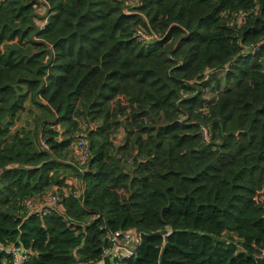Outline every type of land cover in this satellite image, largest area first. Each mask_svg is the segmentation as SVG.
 I'll return each mask as SVG.
<instances>
[{
    "label": "trees",
    "instance_id": "16d2710c",
    "mask_svg": "<svg viewBox=\"0 0 264 264\" xmlns=\"http://www.w3.org/2000/svg\"><path fill=\"white\" fill-rule=\"evenodd\" d=\"M126 1L0 0V243L22 264H264V0ZM54 192L62 210L27 212ZM117 229L133 255H103Z\"/></svg>",
    "mask_w": 264,
    "mask_h": 264
},
{
    "label": "built area",
    "instance_id": "2783aa9c",
    "mask_svg": "<svg viewBox=\"0 0 264 264\" xmlns=\"http://www.w3.org/2000/svg\"><path fill=\"white\" fill-rule=\"evenodd\" d=\"M136 1V0H129ZM243 13L240 12L237 18H242ZM47 16L40 21V26H43L47 22ZM133 37L145 44L154 39H157L158 34L154 31L147 32L143 29H138L133 32ZM255 48V46H253ZM84 125H82V128ZM198 134L202 141L207 142L209 140V128L203 124L198 126ZM39 146L43 149H47L48 146L44 141L39 142ZM70 148L73 149V155L75 160L78 162L85 163L90 156L88 140L85 135L81 132H76L73 141L71 142ZM128 165L132 164L130 158L120 157ZM68 195L79 198L83 194L82 186L80 188L69 190ZM62 196L57 193H48L44 198H30L27 202L26 208L28 213H35L38 215H46L55 209L62 210ZM104 247L102 249L103 255H110L113 257H129L134 254V249L139 242V238L130 230H120L117 229L114 232L107 233L104 238ZM0 250H5L10 256L11 264H22L29 259L31 251L29 249L23 248L21 246H3L0 243ZM1 264H6L5 258H0Z\"/></svg>",
    "mask_w": 264,
    "mask_h": 264
},
{
    "label": "rangeland",
    "instance_id": "374dc122",
    "mask_svg": "<svg viewBox=\"0 0 264 264\" xmlns=\"http://www.w3.org/2000/svg\"><path fill=\"white\" fill-rule=\"evenodd\" d=\"M137 1L138 0L130 1V2L126 1V4L128 7H132L136 5ZM203 96L205 99H208L209 97H212V94L208 91L207 92L205 91ZM29 108H31V110L36 114H32ZM39 114L41 113H38L37 108L32 107L30 102H26L24 110L19 113V118L15 121V124L12 126V128H20L21 126H23L24 128H33L36 116H39ZM114 134H115L113 136L114 146L117 147L121 144H124L127 136V132L125 128L120 126L119 129ZM65 160L67 162H70L75 168H78L79 170H82L85 167V164H81L80 162L75 160L73 155V149L71 148H69L68 152L66 153ZM122 164L124 165V169H127L128 171L132 170L133 168V166L125 164L124 162H122ZM66 173L68 174V176L66 177V183L68 182V186L71 187L75 186L74 189L80 188L81 187L80 180L75 176V173L73 171H67ZM54 188L55 186H50L45 191L51 192L55 190Z\"/></svg>",
    "mask_w": 264,
    "mask_h": 264
}]
</instances>
